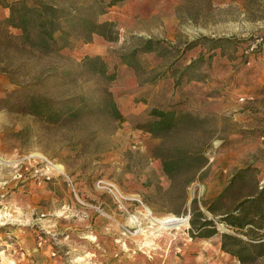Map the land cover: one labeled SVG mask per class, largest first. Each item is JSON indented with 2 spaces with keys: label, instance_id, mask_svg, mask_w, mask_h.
<instances>
[{
  "label": "rangeland",
  "instance_id": "1",
  "mask_svg": "<svg viewBox=\"0 0 264 264\" xmlns=\"http://www.w3.org/2000/svg\"><path fill=\"white\" fill-rule=\"evenodd\" d=\"M12 1L0 0V264H264L224 251L222 233L236 232L205 207L243 170L220 206L264 187V0H127L101 14L96 0H45L115 24L49 54L9 37ZM148 40L158 50L141 51ZM96 56L105 75L84 63ZM32 95L92 106L49 122L28 112ZM152 108L186 113L185 126L164 138L140 129ZM162 143L203 151V180L186 192L172 182ZM194 199L216 221L209 238L190 233ZM171 216L184 221H156Z\"/></svg>",
  "mask_w": 264,
  "mask_h": 264
},
{
  "label": "trees",
  "instance_id": "2",
  "mask_svg": "<svg viewBox=\"0 0 264 264\" xmlns=\"http://www.w3.org/2000/svg\"><path fill=\"white\" fill-rule=\"evenodd\" d=\"M98 2L91 7L98 6V14L106 12L109 7L127 0H96ZM9 8L10 13L4 20L8 28L18 30L16 35H8L12 39H18L22 44L31 47L40 53L49 54L62 52L66 48L75 46V39H82L90 42L94 34L108 36L115 25L112 22L100 23L91 19L86 6L60 7L45 0H15L3 5ZM112 36V35H110ZM217 47L223 44L216 45ZM158 50L153 40L145 43L141 51ZM140 51V50H136ZM134 51V54L135 52ZM98 62L102 65L100 72L106 74L105 63L100 56L87 57L84 61ZM130 63L129 61H126ZM110 95L111 106L115 110L116 119L122 117L121 112ZM91 102L83 97H69L63 100H56L45 96H30L27 110L30 114L38 116L49 122H57L64 118H80L84 112L91 107ZM98 109L104 108V102L98 103ZM186 113L179 114L170 109L152 108L148 118L140 126V129L152 133L156 137H166L173 131L179 130L186 124ZM164 143L159 146L163 153L155 152L162 161V168L167 177L175 182L184 178V191L190 183L196 180H203L205 168L209 159L203 151H187L178 146L175 150L167 152L162 150ZM158 150V148H157ZM247 171L238 173L233 181L216 197L206 202L205 207L214 217L224 222L228 228L236 233L225 231L222 233V249L231 255L237 256L241 261L254 259L264 255V187L257 195L246 198L234 209L223 208L226 195L234 186V181L244 180ZM184 205L187 196L184 194ZM190 233L192 237L209 238L218 233L216 221L206 214L200 207L199 201L194 199L190 208ZM256 233L253 234L252 232ZM241 234V235H240ZM244 236H250L253 242L245 241Z\"/></svg>",
  "mask_w": 264,
  "mask_h": 264
},
{
  "label": "bare ground",
  "instance_id": "3",
  "mask_svg": "<svg viewBox=\"0 0 264 264\" xmlns=\"http://www.w3.org/2000/svg\"><path fill=\"white\" fill-rule=\"evenodd\" d=\"M156 221L160 222L161 224L169 225V224L180 223V222L184 221V218L182 219L180 217L171 216V217H167V218L157 219Z\"/></svg>",
  "mask_w": 264,
  "mask_h": 264
},
{
  "label": "built area",
  "instance_id": "4",
  "mask_svg": "<svg viewBox=\"0 0 264 264\" xmlns=\"http://www.w3.org/2000/svg\"><path fill=\"white\" fill-rule=\"evenodd\" d=\"M69 183L70 184H73V181H72V179H70L69 178ZM109 189L113 192V194L118 198V195H119V190L116 188V187H113V185H111L110 187H109ZM54 256H55V252H53L52 253ZM50 264V263H49Z\"/></svg>",
  "mask_w": 264,
  "mask_h": 264
},
{
  "label": "crops",
  "instance_id": "5",
  "mask_svg": "<svg viewBox=\"0 0 264 264\" xmlns=\"http://www.w3.org/2000/svg\"><path fill=\"white\" fill-rule=\"evenodd\" d=\"M122 113L125 114L126 112L123 110ZM125 115H126V114H125ZM127 123H128V121H126V119H125L123 125L125 126V125H127ZM126 128H127V127H126ZM127 129H129V127H128ZM1 216H4V215H3V213L0 211V217H1Z\"/></svg>",
  "mask_w": 264,
  "mask_h": 264
}]
</instances>
